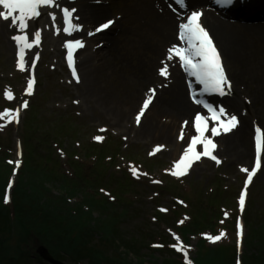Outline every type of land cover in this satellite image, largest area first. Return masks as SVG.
<instances>
[{
  "label": "rangeland",
  "instance_id": "obj_1",
  "mask_svg": "<svg viewBox=\"0 0 264 264\" xmlns=\"http://www.w3.org/2000/svg\"><path fill=\"white\" fill-rule=\"evenodd\" d=\"M90 1L86 0V4ZM108 1L113 6L109 7L111 14L104 21L115 15H126L124 9L127 6L123 2ZM130 5L127 9L134 6ZM54 11L60 17L62 33L61 11L57 8ZM46 18L39 21L37 28L31 29L30 37L35 31L42 33ZM103 22L93 25L90 32ZM119 22L129 31L120 39L128 51L116 52L115 58L123 60L130 55V50L147 53L145 42L132 34L134 30L142 32L146 28V19L133 15ZM163 23V20L156 22L159 27L164 26ZM6 27L9 30L11 26L7 24ZM15 33L11 32V38ZM113 35L118 38L119 34L113 31L100 38L97 44L107 42ZM4 40L0 36V115L14 111L23 100L29 102V107L22 112L19 124L0 120L4 125L0 131V203L6 195L11 203L14 193L15 204V193L20 185L21 188L30 186L29 189L38 190L43 196H40L39 204L36 202L39 210L32 215V220L24 221L14 211L7 222L5 219L0 221V264H48L40 259L38 250L41 247L65 264H186L183 251L188 252L191 264H218L219 258H225L226 264H236L238 259L242 264H261L264 260V227L259 232L256 230L264 225V170L250 189L248 207L243 215L244 242L238 241L235 228L239 216L238 194L247 174L242 169H250L253 155L247 164L235 169L232 162L223 164L222 158L217 156L221 160L219 165L215 161H202L185 178L174 177L171 172L175 170L176 157L159 153L160 148H164L160 142L143 145L133 139L134 133L130 136L132 140L127 142V136L113 127L116 123L107 115L92 112L88 107L78 108L81 89L72 86L74 80L64 59L66 47L55 48L51 36L39 47L33 55H39L38 84L27 98L23 93L27 75L18 69L14 48L8 51ZM156 45L161 46L157 42ZM161 48L164 53L167 51L166 45ZM87 54L86 50L81 53L78 61ZM157 57V53L149 55L148 64L153 70L157 66L154 61ZM226 67L232 76L235 68L232 66L230 70L228 63ZM239 74L251 90L256 91L252 75L240 69ZM236 84L237 96L243 101L248 94L238 91L245 85ZM150 90L147 95H151ZM8 92L16 95V99L8 100ZM145 100L142 99V104ZM246 104L240 107L238 114L248 116L251 127L257 121L264 130L263 121L254 109H250L251 101L247 100ZM198 111L190 112L186 118L179 117L177 124L187 121ZM137 115L131 118L135 126ZM172 120L174 118L161 119L168 123ZM97 136L104 139L97 141ZM250 138L253 147V130ZM184 151L178 154L179 157ZM16 161L20 163L19 168ZM133 168L139 179L132 174ZM10 182L15 187L7 192ZM54 201L57 207L49 210L47 205ZM47 214L56 218V225L61 217L67 225L70 219L66 215H77L82 224L89 226L88 233L82 232L84 236L90 233L87 242L81 243L79 233L75 232L74 238L73 234L67 236L73 244L69 247L66 240L60 238L63 231L51 236L46 231L40 232L41 221ZM42 228L48 230L49 226ZM221 233L224 235L216 243L207 239L209 235L215 237ZM49 237L55 241L60 239L62 244ZM181 245L183 251H176ZM64 247L68 249H64L61 256Z\"/></svg>",
  "mask_w": 264,
  "mask_h": 264
},
{
  "label": "bare ground",
  "instance_id": "obj_2",
  "mask_svg": "<svg viewBox=\"0 0 264 264\" xmlns=\"http://www.w3.org/2000/svg\"><path fill=\"white\" fill-rule=\"evenodd\" d=\"M249 1L248 5L251 8H248V13L253 18H257L258 13H255L254 10L258 6L264 9V0ZM58 2L70 10L72 8L77 10L75 15L79 19L74 20V22L81 25L84 31L82 33L75 32L73 36H68L64 32L57 34V28H60L58 13L53 12L57 17L54 24L48 14L49 12L44 11L45 15H48L42 26L45 41L47 37L51 36L52 44L58 49H62V46L66 45L70 37H75L79 40L83 39L87 43L86 53L88 54L80 60L77 68L81 82H71L72 86L81 89L78 93V108L83 110L84 107H88L92 112L99 111L102 115H107L116 123L113 127L118 128V132L121 135L127 136V142L132 140L130 137L132 133H134L133 139L143 145L149 146L151 143L160 142V146L164 148L159 153L164 155L172 154L176 157V161L179 158L178 154L188 147L187 143H190L194 132L191 124H188L185 129L182 123L178 125V118L181 116L186 118L190 112H196L199 105L193 104L188 99L185 84L188 75L182 74V76L177 78L176 84L166 88L164 84L152 77L154 70L148 64L149 55L154 53H157L162 58L166 57L162 55V48L158 47L156 42L161 45L171 37V34L167 33L164 27H159L156 22L164 20L174 24L175 16L166 12L165 17H161L160 13L153 7L152 0H118V3L123 2L122 4H125L124 6H127V8L128 5L134 4L133 7L124 9L128 18L134 15L139 16L141 19H146V28L142 32L134 30L132 34L144 41L148 48L147 53L130 50L131 53L128 57L123 60H117L115 58L116 52L128 51V48L122 46L120 41L126 33H129L125 25L121 27L120 22L117 23L114 26V30L116 34H119L118 38L113 35L107 42H103L102 45L97 44L99 39L91 38L88 35L93 25L103 22L110 16L111 8L103 5L101 1H98V3L94 2V5L91 3L86 4V0H75V3H71L70 0H58ZM242 11L239 8L232 15H235V13L239 14ZM38 22L37 19L29 21V28L26 32L37 25ZM105 22L107 21L103 23ZM202 24L216 37V42L220 45L223 53V60L226 64L231 65L230 70H232V66L235 68V73H233L232 77H229L232 85L234 86L236 83L245 85L246 92L253 99L252 108L264 123V23H242L238 20L231 22L221 17H216V14L208 13L205 10ZM6 25L7 22L0 19V36L5 39V47L10 51L14 41H10L11 34ZM151 34L155 36L151 37ZM162 67L159 66L158 68ZM151 69L152 71L150 72ZM239 69L252 75L256 91H252L251 87L239 76ZM170 72L171 70H169ZM170 78L172 77L170 76L167 79ZM163 79L164 77L161 80ZM156 83L160 84V86H156ZM148 89H155V96L149 108L144 110L145 114L141 126L137 127L132 124L131 118L142 110V99H147L149 96L146 93ZM223 102L222 108L229 115L237 116L240 124L231 135L215 138L219 143L216 152L222 158L223 164L232 162L234 164L233 169H235L241 164H247L252 155L253 158L255 157L254 143L253 147L250 146L251 132L253 130L254 134V127H251L248 116L238 114V110L241 106H244L245 102L237 94L232 91ZM153 110L154 113L152 112ZM160 116H162L161 119L164 117L174 118V121L172 120L170 123L168 121L163 122ZM135 124H137L136 119ZM182 133L183 138H181ZM192 168L194 169L195 167L192 166ZM192 168L191 171L193 170ZM262 170H264V160Z\"/></svg>",
  "mask_w": 264,
  "mask_h": 264
},
{
  "label": "snow or ice",
  "instance_id": "obj_3",
  "mask_svg": "<svg viewBox=\"0 0 264 264\" xmlns=\"http://www.w3.org/2000/svg\"><path fill=\"white\" fill-rule=\"evenodd\" d=\"M237 0H217V3L223 6H234ZM180 5L185 4V0H177ZM60 9L63 16V32L68 36H72L75 32L82 31V26L74 23V20H78L79 17L75 15L76 9L71 10L67 7H61L58 0H0V19L5 22H10V26L16 27L21 33V35L13 36L18 48V68L21 72L26 70V50L32 49L34 46H38L41 41L40 31H35L33 36L34 40L30 42L29 36L26 30L29 28V21L36 20L42 15V9ZM52 22L55 24L57 17L55 13L49 12ZM202 13L199 11H192L187 17L186 22L179 25V40L182 44L186 45L184 47L173 45L168 49L167 61H172L173 59L179 60L183 70L190 76L194 77L196 82L202 86L204 93L218 94L220 96L230 95L232 92V83L229 80L225 67L222 64L221 56L217 50L213 39L211 38L209 32L202 24ZM114 21H107L95 29V32H89V36H93L97 33H103L109 29ZM61 31L57 28V34ZM85 44L82 40H70L66 43L67 48V62L71 69V74L76 83H80V77L77 72L76 62L74 59V53L83 49ZM39 59V55L35 56V60ZM35 60L31 65V69H35ZM163 67L159 71V75L164 78L169 76V65L162 61ZM35 77H31L28 81L26 94L32 95L35 85ZM151 95L147 97L143 103L142 110L136 116V123L139 125L141 122V117L144 116L145 111L152 104L153 98L155 96V89H151ZM8 100L13 99L12 93L8 92L6 95ZM194 102L200 104L201 101L195 99V94L193 95ZM78 103V101H75ZM29 107L28 102L25 101L21 108L27 109ZM204 107L209 113H211V119L213 120L215 126L211 129L212 138L206 135L209 132L208 122L209 118L197 114L194 119V127L198 135L193 136L189 146L183 153L182 158L175 164V170L171 172L174 177H183L189 173L194 162H197L201 157H207L208 159L215 161L217 165L221 163V160L214 155L217 148V144L214 143L213 138L221 135L222 133H230L235 130L240 121L237 116L229 115L225 109L220 108L217 110L215 107L204 104ZM6 119L8 124L16 123L19 124L21 121L20 109L14 111H6L0 115V120ZM187 124V122H185ZM4 128L3 124H0V131ZM183 138V133L181 134ZM97 141H102L104 138L102 136L95 137ZM197 145H202V151H197ZM159 151V148L156 149ZM264 153V131H261L259 127L256 128L255 135V166L253 170L248 168H243L242 171L247 173V179L245 188L239 198V206L241 211L244 210L245 200L248 195V185H251L253 178L257 175V171L261 168V154ZM9 163H13L9 161ZM16 167H20L19 161H16ZM132 174L136 176L137 179L140 178L137 170L135 168L131 169ZM154 183H159V181H153ZM12 187L11 182L9 183V188ZM103 191V190H102ZM4 202H9V197L6 195ZM161 211H166L161 209ZM183 223V221H181ZM224 233L217 235L215 237L209 235L207 239L216 243L220 241ZM241 237L243 236V229L240 230ZM176 251H183V246L176 248ZM183 255L186 259V264H191L188 259V252L183 251Z\"/></svg>",
  "mask_w": 264,
  "mask_h": 264
},
{
  "label": "trees",
  "instance_id": "obj_4",
  "mask_svg": "<svg viewBox=\"0 0 264 264\" xmlns=\"http://www.w3.org/2000/svg\"><path fill=\"white\" fill-rule=\"evenodd\" d=\"M40 183H41V181H40ZM30 184H33V183H30ZM29 188H30V186H28V187H24L23 186L21 188V185H20V186H18V188L16 190V193H15L16 202H15V206H14V209H15L14 211L16 212V215L19 216L21 219H24V221L32 220V218H33L32 215H34L39 210L37 205L42 200L40 198V196H43L42 194L40 195V192L38 190L34 189V192H33ZM42 188H43V185H42ZM18 197H19V199H17ZM17 200H19L18 204H17ZM36 202H38V204H36ZM0 205H1V203H0ZM56 205L57 204L54 201L53 203H50L47 206L49 207V210L50 209L53 210L54 207H57ZM27 206H28V208H26ZM10 214H11V212L9 210H6V209L0 207V221L5 219L6 222H7L8 216H10ZM77 215H78V213H77ZM77 215H72V216L70 214L66 215L70 219L69 220V224H67V225H65V223H64V218L61 217L59 219V221H57V223L59 225H56V223H55V219L56 218L53 215L47 214V216L46 217L44 216L45 218L42 219L41 226L43 227L44 225H47V226H49V229L48 230H44L41 227L40 228V232L46 231L47 234L49 236H51L52 234L54 235L55 233H57V231H60V232L63 231L61 233V237L60 238L65 239L66 240L65 244H66V246H69V247H72L73 244L69 240H67V236L71 235V237H72V234H73V238H74V233L75 232L79 233V235H80L79 238H81L80 239L81 243L87 242L86 238H88V236H90V233L88 235H86V236H84L83 233H88V227L89 226H85L84 224H82L80 219L76 218ZM80 218H82V216ZM62 226H67V227L66 228H62ZM262 227H264V225H261L260 228H258L256 230V232H259ZM49 239H52V238L49 237ZM52 240H54V239H52ZM55 242H58L59 244H62L60 239L56 240ZM65 247L63 249H61V250H63L62 252H60L61 256H62V254H64V251H65L64 249H68V248H65ZM152 252H156V251H152ZM256 257L260 258V257H258L257 253H256ZM94 259H95V257H94ZM219 259H220V261H217L218 264H226L225 258H219ZM206 262H207V260H206ZM260 262H261V264H264V260L260 261ZM165 264H174V263L168 262V263H165ZM197 264H200V263L197 262Z\"/></svg>",
  "mask_w": 264,
  "mask_h": 264
},
{
  "label": "water",
  "instance_id": "obj_5",
  "mask_svg": "<svg viewBox=\"0 0 264 264\" xmlns=\"http://www.w3.org/2000/svg\"><path fill=\"white\" fill-rule=\"evenodd\" d=\"M39 255H40L41 260H43L44 262L48 264H64L60 261L55 260L45 248H41L39 250Z\"/></svg>",
  "mask_w": 264,
  "mask_h": 264
}]
</instances>
